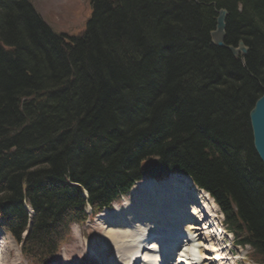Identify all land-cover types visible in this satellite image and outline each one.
Returning <instances> with one entry per match:
<instances>
[{
	"label": "trees",
	"instance_id": "obj_1",
	"mask_svg": "<svg viewBox=\"0 0 264 264\" xmlns=\"http://www.w3.org/2000/svg\"><path fill=\"white\" fill-rule=\"evenodd\" d=\"M89 3L83 33L68 35L29 0H0V226L50 264L88 206L180 172L264 264V167L248 121L264 90V0ZM219 8L225 43L242 40L246 55L211 43Z\"/></svg>",
	"mask_w": 264,
	"mask_h": 264
},
{
	"label": "bare ground",
	"instance_id": "obj_2",
	"mask_svg": "<svg viewBox=\"0 0 264 264\" xmlns=\"http://www.w3.org/2000/svg\"><path fill=\"white\" fill-rule=\"evenodd\" d=\"M188 182H190V179L187 176L179 174H171L161 180L146 179L137 181L134 184L138 187L137 191L133 192L137 193L133 196L131 204L122 208L118 207L116 211L110 214L106 213L105 215L102 212L103 214L98 215V217L103 218L104 223L112 228H115V225L119 227L118 230L108 229L104 237L108 245L115 251L116 256L121 255L128 259L123 264H156L157 256H160V250L165 248V250H170L168 253H171L172 250L177 251L179 247L180 249L185 248V255H188L186 257L191 260L186 264H192L195 260L201 264L205 259H214V264H223L221 260L226 258L223 254L221 255L223 247L210 248L209 250L213 254L203 255L204 247L199 244L197 246V243H195L197 236L201 235L200 232H194V230H200L199 226L185 225L186 222H192L190 217L196 216L200 209H205V205L201 204L200 209L197 208L196 201L190 199L197 200L199 198L193 191L191 192L188 189L189 187L186 185ZM136 187H133L132 190ZM176 194H179L180 197ZM199 220L194 218L193 221L197 223ZM209 226H204L203 223L202 228L207 231L204 234V239L206 241L210 239V244H213ZM177 233L184 234V236H181L182 239L178 240L177 236L171 239V236L177 235ZM159 234L162 236L158 237ZM128 238L130 239L128 240ZM195 246L198 247L196 250L199 256L193 254L194 251L192 252ZM133 252L134 254H130ZM139 255H142V258ZM191 255L192 258H190ZM178 261L180 262L178 264H184L180 258ZM3 263H6V260L0 256V264ZM166 264H169V262Z\"/></svg>",
	"mask_w": 264,
	"mask_h": 264
},
{
	"label": "rangeland",
	"instance_id": "obj_3",
	"mask_svg": "<svg viewBox=\"0 0 264 264\" xmlns=\"http://www.w3.org/2000/svg\"><path fill=\"white\" fill-rule=\"evenodd\" d=\"M29 1L32 3L35 10L40 14L42 19L55 32L66 33L68 35H81L86 27V21L91 13V6L89 0ZM133 187L136 186L134 185ZM188 187H190V189L194 188L192 184H188ZM137 188L138 187H136L134 190L131 189L132 194L123 198L119 204H115L117 207L114 206L113 210L105 211L103 213L105 215L106 213L110 214L116 211L118 207L122 208L128 204H131L133 201V196H135L137 193L133 192L137 191ZM196 194H198L196 196H199L198 202L200 201L198 203L199 207L197 205V208L200 209L201 204L205 205V209H198L199 211L196 216L190 217V220L192 222H186L185 225H197L200 228V226H202V223H204V226H208L206 225V223L212 224L211 227L209 226V233L212 232L210 233V235H212L211 237L213 238V240L211 241L215 243L216 239L215 244H210V239L207 241L203 239L205 236L204 234L207 231L202 233V230H194V232L202 233L201 236L197 237V241H195V243H198L199 245H202L204 247L202 254L209 256L213 254L212 252H210V248L215 249L222 246L223 248L221 249V255L223 254L226 258H228H225L226 260H221L223 261V264H248L249 260L247 258V254L249 247L237 246L233 236L225 231L222 224V215L217 205L213 202L212 198L204 192H197ZM207 212L210 215L209 218ZM203 215L205 216L204 218ZM194 218L200 219L199 222L202 223H199L198 221L197 223H194ZM114 227L115 228H112L108 224L104 223L103 218L97 216H94L92 219H89V221L84 224L73 225L69 238L58 251L52 264H123L124 261L128 259L124 258L125 256H116L115 251L108 245V242L104 237V234L105 232H107L108 229L118 230L119 228L116 225ZM129 239L130 238H128V240ZM198 244L197 246H199ZM196 249L197 247L195 246L192 249V252L194 251L193 254L199 256ZM183 251L177 250V255L182 252V257H184L186 260H182V258H180V260L185 264L190 262L191 260L186 257L188 255H185L186 253L185 251ZM208 251L210 252V254ZM130 254H134V252ZM242 254H245V259L243 261L239 260V258L242 257ZM0 256L6 260V263L3 264H33L31 261L28 260V258L24 257L21 254L19 247L11 239V237L1 231ZM139 256H141L142 258V255ZM121 258L123 259L121 260ZM195 258L197 257L195 256ZM173 261L174 260H170L169 262L172 263ZM201 264H214V259H205L203 263L201 262Z\"/></svg>",
	"mask_w": 264,
	"mask_h": 264
},
{
	"label": "water",
	"instance_id": "obj_4",
	"mask_svg": "<svg viewBox=\"0 0 264 264\" xmlns=\"http://www.w3.org/2000/svg\"><path fill=\"white\" fill-rule=\"evenodd\" d=\"M227 14L225 8L217 10L215 27L210 31L211 43L226 48L235 57L244 56L248 51V47L242 40H238L236 46L225 43ZM248 121L253 149L264 167V90L249 110Z\"/></svg>",
	"mask_w": 264,
	"mask_h": 264
}]
</instances>
